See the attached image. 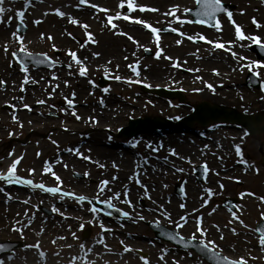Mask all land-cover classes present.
Returning a JSON list of instances; mask_svg holds the SVG:
<instances>
[{
    "label": "rangeland",
    "instance_id": "obj_1",
    "mask_svg": "<svg viewBox=\"0 0 264 264\" xmlns=\"http://www.w3.org/2000/svg\"><path fill=\"white\" fill-rule=\"evenodd\" d=\"M42 1L46 2L45 6L34 7L32 4L26 6L25 0H5L2 5L5 8L3 14L5 22L0 23V81L4 82L0 84V159L3 160L0 161V172L8 171L7 169L11 164L19 158L20 163L16 170L17 176L31 175L27 180H31V177L35 176V179H37L35 183L42 182L46 184V187H60L61 191H77L86 200L75 203L74 200L61 198L58 193L55 196L49 194L51 201L45 202L40 199V194L19 192L15 195L2 190L0 192L10 194L13 200H9L5 197L6 195L0 194V199L3 200V202L0 200V242H19L24 245L39 244L38 249H29L35 259L41 260V253H43L47 260L41 264H57L55 261L57 258L51 255L50 252L57 250L54 254L60 260L67 256V249L75 253L83 232L80 230V224H84L83 230H91V234L101 231L99 223L102 222L105 225L99 213L95 214L94 217L89 210L92 205L87 203L88 200L92 202L96 200L99 192V182L104 180L109 181V184L99 198L108 199L114 193H120V197L113 200V205L129 213L128 220L124 221L122 226L117 225L113 229L116 230L114 232L132 231L136 234L141 232L150 235L151 232L146 225L148 220L157 221L177 230L175 222L185 215L182 211H190V208L187 205L185 206L184 202L181 203L184 205L181 208L178 206V200L171 201L170 194L175 183H177V179L182 177L180 174L187 173V169L190 167L206 162L210 165L212 181L220 182L216 177L220 160L216 156L209 158L207 156L200 159L191 155L200 147L201 149L204 146L210 147L209 143L213 138H217L221 142V147L229 149L231 152L234 147L233 144L243 146L241 141H236L242 132H238L233 128H224L219 124H215V122H211L208 128L212 131L205 132L201 130V134L206 137L205 139L200 135L190 133L187 134L190 137H186L173 132L159 135L148 131L134 140H126L127 137L120 136V131L122 128L129 126L130 120L149 117L152 119L169 118L177 121L179 119H176V117L181 119L191 113L189 108H181L175 101H167L154 95L151 97L142 91V87L150 85L149 88L153 89L164 87L170 89L184 88L186 90L189 87L194 92L193 95L188 94L187 96L192 106L209 102L212 105L220 104L254 116L264 115V90L249 91L235 88L237 83L245 81L246 73L249 72L247 67H243L246 62L243 64L240 62L242 76L234 74L233 70L230 71L219 60L200 61L201 64L193 63L198 58H205L206 50L203 47L213 48V44L206 41L204 46L197 45L193 40L188 39L189 35L196 29L201 30L202 35L212 32L195 24L179 22L173 16L166 23L160 22L165 18L169 20L166 13L170 10L176 7L181 10L183 7H180V4H183V9L191 6L190 0H135L137 3L134 5L137 7L157 5L161 11L164 10L165 12L167 10V12L161 13L160 16H155L159 24H152L160 27L162 24L173 23L171 27L181 30L184 36L183 39L179 38L180 36L176 37L177 47H170L169 49V53L173 56L171 57L174 60L173 63L169 64L166 59L159 62L157 59L148 58L142 61L139 66L135 62V58L129 56V51L125 50L127 46L129 49L133 48L128 44L127 38L120 36L117 40V37L115 38L111 33L102 30L103 21L94 19L100 17L103 20L105 14L116 17V15H119V10L113 8L114 10L105 12L98 11V13L100 12L98 15L90 16L88 14L90 10L82 7L85 15L81 16L76 13L81 7V5H78V0ZM102 1L110 7H115V4H118V0ZM121 1L125 2L127 0ZM223 1L236 5L238 12L231 17V20L229 18H221L220 20V24L229 25L233 29H231L230 35L226 39L234 41L236 39L235 27L239 26L246 36H261L264 41V0ZM57 8L66 15L59 17L54 14ZM21 10L24 12L23 24L27 27V31L19 34L23 36L26 52L52 55L51 59L56 64L50 70H35L29 66L30 68L25 72L19 64L20 62L17 61V57L12 56V53L14 51L17 53L20 48V44L12 36V33L17 32L18 23L20 22V18L15 13ZM45 13L48 14L45 15ZM176 13L180 19L185 18L183 11L180 13L177 11ZM9 17H11L10 20ZM70 19H76L79 23L74 25L70 23ZM92 19L94 20L92 21ZM253 19L256 21L255 25ZM35 20H40L41 23H33ZM174 21L177 22L174 23ZM223 24L217 30L219 31V37L214 38L211 42L221 41L227 43L222 37ZM81 25H87L88 27L83 28ZM89 33L91 34L90 37L87 35ZM41 34H43V38H41ZM49 36L51 39L48 38ZM71 36H78L84 40L83 42H86L84 48L80 49L72 41ZM106 37H113L116 40L104 47L103 40L106 41ZM160 37L165 38L164 36ZM169 37L173 38V36H166V39H169ZM145 38L147 39L148 36H145ZM181 40L190 42H183L180 45ZM96 41L98 43L95 44ZM106 42L110 43L111 39ZM250 42L247 39L241 42L237 40L236 44L238 46L232 47L233 53L237 54L238 52L237 56L234 57L232 54H228L233 58H246L247 64L256 62L251 60V58L255 59V56L251 54L249 56L247 51L244 50V47ZM5 45L8 48L7 52L3 50ZM94 45L98 46L94 47ZM55 50H58L57 52L61 55L55 56L57 54ZM70 51L76 53V57L81 61L80 64L73 61L68 54ZM188 53L195 54L198 58H188ZM25 60L30 61L27 57H25ZM173 64H177L180 69L185 68L188 70L203 66L206 70L220 69L221 72H227L230 75H227L224 83L220 85V87L223 86V90L219 89V93L214 96L209 91L201 93L200 90H203V87L182 78L183 75H180L179 69H172ZM145 66L147 67L145 68ZM81 67L86 69L83 76L79 75ZM251 72L256 73L262 79L264 87V67L254 68ZM137 73L139 74L137 75ZM101 75L109 79L107 86L99 85ZM117 76L120 77V80L116 79ZM208 76L214 78L212 74ZM25 78H27V83H24ZM136 81H140V83ZM205 85L218 86L216 83L209 82ZM19 89L28 91L24 101L16 100L22 96V92L18 93ZM68 100L73 101L71 107L67 103ZM39 101H44V103H38ZM9 106H13L16 112L12 114L5 109ZM205 127V125L195 124L193 130ZM149 138L159 140L154 142ZM231 138H234L232 139L234 143L231 142ZM9 141H12V143ZM53 141L56 143H53ZM9 143L14 147L12 157H6ZM148 144L152 145L151 149L146 147ZM157 148L158 151L152 150ZM69 149H78L80 153L89 156L91 159L85 160L75 152L69 151ZM120 149H128L130 153L125 150L126 153H122ZM173 151L182 156L179 157L181 160L176 161V159L173 160L174 157L170 158L173 156L171 155ZM245 153L250 154L253 159L260 160L264 155V134L257 133L255 136L249 137L245 142ZM124 154H126L125 157H123ZM51 164H57V169H51L62 183L55 178L49 181L46 180L44 170L48 166L50 167ZM65 165L70 169L64 170L63 166ZM30 169L34 171L30 173ZM180 169L182 171H179ZM146 170L148 174H146L147 179L145 180L142 171L146 172ZM134 175H138V178L143 182V187L136 186ZM240 177L244 187L247 185L246 188H252L256 190L257 195L264 196L263 168L260 169L258 176L250 174L246 177L242 175ZM221 184L223 185L222 190L216 189L214 191L213 187L210 188V195H203L206 196L205 199L209 206L217 205L218 202L220 203L227 198L226 195L233 193L231 192L232 183L227 180L221 182ZM34 189L36 188L34 187ZM34 189L32 191L35 192ZM32 191L29 190L28 192ZM214 195L219 199L218 202H216ZM196 199H199V197ZM124 200H130L131 205L123 203ZM200 202L199 200L196 201L195 207L190 212H195L198 206L201 207ZM145 204L148 205V208H145ZM40 206L46 207L51 212H53V207L59 209V212H53L54 218L52 220L55 221L54 224H45L38 217ZM78 206L82 208L79 209ZM60 212L64 213V216H61ZM165 212L168 214L167 216L163 214ZM262 213H264V205L262 206L257 199L246 200L236 217L240 215L244 225L256 226L262 220ZM140 216H143L144 219L141 220ZM212 216V211L201 216L202 227H207V231L211 229L215 234L213 236L207 235L208 239L212 237L216 245L221 244L227 249L237 251L233 253L230 250H223L224 253L234 257L243 255L244 259L264 264V248L259 245V239L251 234L253 229L231 225L237 230L246 231L247 233H235L234 235L225 233L223 227H227L228 224L230 226V223L225 219H220L218 213L214 218ZM196 218L197 216L189 213L187 222L184 223V226L187 225L189 228H185L186 233L184 235L192 236L196 232L194 223ZM89 221H92V223H89ZM215 225L220 226L219 230ZM218 231L223 233L219 234ZM72 233H75L79 239H73ZM21 235L25 238L22 239ZM197 236L200 237L198 232ZM221 236L223 239L220 238ZM61 237L66 239H61ZM115 237H117V233L112 239ZM147 239L136 238L131 242V245L135 249L148 248L154 255L161 254L158 251H153L148 244L149 239ZM68 245H72V247L69 248ZM132 257L130 255L127 259L131 260L133 264H141L137 258ZM155 260L157 259L155 258ZM4 264H11V261H5ZM33 264L39 263L35 262ZM170 264L172 263L170 262ZM184 264L193 263L191 260H186Z\"/></svg>",
    "mask_w": 264,
    "mask_h": 264
},
{
    "label": "snow or ice",
    "instance_id": "obj_2",
    "mask_svg": "<svg viewBox=\"0 0 264 264\" xmlns=\"http://www.w3.org/2000/svg\"><path fill=\"white\" fill-rule=\"evenodd\" d=\"M5 0H0V23H3L5 22L3 20V14L5 13V8L2 7V5L4 4ZM26 3L29 4V6H31V3H32V0H25ZM195 2V6L197 7V10L195 11L194 15L196 17H200L201 19L199 20H196L194 22L196 23H201V24H204V23H208V22H211V21H214L216 20L217 18V14L218 13H226L229 17V19L231 20V12L227 11L225 9V7L223 6L221 0H194ZM78 5H87L93 9H96L97 11H105L104 9H100L96 4H89L88 0H78ZM119 7L123 8L124 5L123 4H120ZM133 3H132V0H128V3H127V8L129 10H132L133 9ZM140 11H145V8L144 7H140L139 8ZM152 11H155V9H151ZM9 11H11L9 9ZM177 11H181L178 7H176L175 9L173 10H170L168 13H166V15H171L173 16L174 18L177 19V21L179 22H187V23H192L193 21L189 20V21H180V18L177 17L175 15V13ZM183 12L185 13H191L192 12V9L190 8H185L182 10ZM48 13H45V15H47ZM54 14L58 15L59 17H64L66 14L61 11L60 9H55V12ZM15 15L17 17L20 18V23L23 24L24 23V20H23V17H24V12L21 10V11H17L15 13ZM121 17L119 15H117L116 17H112V16H107L106 19H107V22L108 23H112L113 19H120ZM11 19V17H9V20ZM123 19L127 20L128 19V16L127 15H124L123 16ZM137 23H143L142 21H139L137 20L136 21ZM33 23L35 24H39L41 23L40 20H35L33 21ZM70 23L72 24H78L79 22L76 20V19H70ZM234 23V22H233ZM253 23L256 24V21L255 19H253ZM81 27L83 28H87L88 26L87 25H81ZM113 27H115V25H113ZM145 27L146 28H151V31L152 33H158V29L154 28V27H151V25H147L145 24ZM215 27L217 29L220 28V25L219 23H216L215 24ZM257 27H259V25H257ZM172 31H177L175 28L172 29ZM235 32H236V39L237 40H240V41H243L245 39L247 40H250L252 41L253 43H255L257 45V47H264V43H261V39L260 37H257V36H246L242 30L240 29L239 26H236L235 27ZM181 35H183V33H180ZM89 37L91 36V34H87ZM12 36L17 40V42L20 44V48H19V51L20 52H23L25 53L27 56L31 57L32 56V53H28L26 52V48H25V45H24V41H23V36L19 34V32H13L12 33ZM41 38H43V34H41ZM49 39H51V37L49 36L48 37ZM129 39H131V37H129ZM188 39H192V37H188ZM200 39H205L204 37H200ZM157 40H158V36H157ZM231 44V42H229V45ZM54 47V46H53ZM215 47L216 48H220V49H225V45L223 43H216L215 44ZM4 52H7L8 51V48H7V45L4 46ZM147 50V49H145ZM73 61H75V63L77 64H80L81 61L76 57V53L75 52H69L68 53ZM17 55V53L14 51L12 53V56L15 58ZM232 55L235 57V53H232ZM157 57H159V53H157ZM45 59H47V57L45 56ZM240 59H246V58H243L241 57ZM19 62V61H18ZM35 63H41L42 61L41 60H36L34 61ZM175 66V65H174ZM69 67H71V65H69ZM243 67H247L249 71H252L254 68L258 69V68H261V67H264V63H260V62H250L246 65H243ZM25 72L27 71V68L25 67L23 69ZM215 71V70H214ZM85 72H86V69L81 67L80 68V71H79V75L83 76L85 75ZM139 73H137L138 75ZM218 74V73H217ZM117 80H120V77L117 76L116 77ZM137 83H140V81H136ZM4 82L3 81H0V84H3ZM24 83H27V78H25V81ZM67 83V82H65ZM147 87H150V85H145ZM210 87V86H209ZM23 90V89H22ZM107 91V90H105ZM74 96V94H73ZM38 103H44V101H39ZM67 103L69 104V106L71 107L72 104H73V101L72 100H68ZM27 107V106H25ZM75 115V113H73ZM15 119V117H14ZM77 119H79V117H77ZM176 119H180V117H176ZM247 134V133H246ZM11 135V133H10ZM53 143H56L55 141H53ZM146 147L148 148H152V145L151 144H148L146 145ZM153 151H158L159 149H152ZM69 151H72V152H75L78 156L82 157L83 159L85 160H89L91 159L89 156H84L82 153L79 152L78 149H69ZM236 151L237 153L239 154L240 153V148L239 146H237L236 148ZM9 155L11 156V153H9ZM39 155V153H38ZM172 155H177L175 153V151H173ZM243 162V161H242ZM20 163V159L18 158L17 160H15L11 166L9 167L8 171H7V174L6 175H0V181L4 182V183H8V184H11L13 182H16V183H21V184H27V185H33V181L32 180H25V179H21L20 177H18L16 175V168L18 166V164ZM47 163V162H46ZM65 167H67V165H65ZM34 170L30 169L29 172H33ZM46 173L50 171L49 168H46L44 170ZM179 171H182V169H180ZM52 175L55 177V179L60 182V178L58 176L55 175L54 172H52ZM87 175V174H85ZM113 179H115V177H113ZM138 182V181H137ZM62 183V182H60ZM109 184V181L107 180H104V181H100L99 182V192L97 194V197H96V200L98 203H101V204H105L107 206V208L109 209H113L114 208V205H113V200L114 199H117L120 197V193H114L110 198L108 199H100V195H102L106 189V187L108 186ZM36 187L40 188L41 190L45 191V192H48V193H51L53 195H56V194H60L61 198H64V197H67V198H70V199H73L74 201L80 203V202H84L86 200V198L84 196H76L74 195L73 193H70V192H63L61 191L60 187H45L43 184H37L35 185ZM143 187V186H142ZM221 189L223 188V185H220ZM2 191V190H0ZM210 191V190H209ZM125 195H127V193H125ZM243 195V194H242ZM123 203H127L129 205H131V201L130 200H124L122 201ZM25 203H27V201H25ZM87 203L89 205H92L93 202L91 200H88ZM181 208L184 207L183 204L180 205ZM90 212L94 215L95 217V214H97L98 212H100L101 210L98 209L97 207L95 206H91L90 207ZM52 211L53 212H59V209L53 207L52 208ZM115 211L117 212H120V209L119 208H116ZM61 216H64V213L60 212L59 213ZM125 218H128L129 217V213L128 212H123L122 213ZM165 216H167L168 214L165 212L163 213ZM107 215L111 216L112 213L111 212H108ZM141 220L144 219L143 216H140L139 217ZM187 217H184V216H181L179 218V221H176L175 222V226L177 229L179 228H182L184 226V223L187 222ZM238 219V218H237ZM261 219L264 220V213L261 214ZM241 223H243L242 221H240ZM89 223H92V221H89ZM194 223H195V226H196V232H194L191 236V239L192 240H196V233L198 232L201 239H200V246L203 250H205L207 253H209V258L214 260L215 261V264H246V261L241 258L239 260H232V259H229L228 257H225V256H222L219 254V252L217 251L218 249V245H216L215 241H212V240H207L206 239V236H207V230L205 228L202 227V218L201 217H197L195 220H194ZM99 227L100 229L102 230V232H111L112 230L110 228H106L105 225L101 222L99 223ZM218 228V226H216ZM84 229V224H80V230L83 231ZM13 230H16V231H20L18 229H13ZM233 233L235 234V229H232ZM257 231L260 233V238H259V245L264 248V229H257ZM72 237L73 239H79L75 233H72ZM221 239H223V237L221 236L220 237ZM61 239H66L64 237H61ZM169 239L170 240H173V239H176V236H173V235H169ZM180 239L183 241V237H180ZM53 243H55V241H53ZM94 243L95 244H101V245H104L105 249L107 251H111V249H108L107 248V245L105 244L104 240L102 238H97L94 240ZM121 244H123V242L121 241ZM185 246L187 247L188 246V243L185 241ZM6 245L5 244H2L0 243V251H3L5 249ZM25 248H34V249H38L39 248V244H36V245H25L24 246ZM69 248L72 247V245H68ZM78 247L81 249V250H85V243L84 242H81ZM123 251L124 252H129V251H132V249L128 248V247H123ZM92 252V249L91 248H88L86 251H85V256L84 258H81L82 259V264H95V261H91V260H88L87 259V256ZM41 255H43V253H41ZM57 255H59L57 253ZM77 258L76 257H73L72 260L70 261V264H75V260ZM140 259L144 262V264H147V258L146 257H140ZM161 260L164 259L163 256L160 257ZM0 264H4V261L3 260H0ZM107 264V262H106ZM173 264H175V262H173Z\"/></svg>",
    "mask_w": 264,
    "mask_h": 264
},
{
    "label": "bare ground",
    "instance_id": "obj_3",
    "mask_svg": "<svg viewBox=\"0 0 264 264\" xmlns=\"http://www.w3.org/2000/svg\"><path fill=\"white\" fill-rule=\"evenodd\" d=\"M136 32L139 33V30H136V29H135V30H134V33H136ZM106 40H107V39H106ZM111 40H113V39H111ZM113 41H115V40H113ZM241 86H242V84H241ZM18 100H19V99H18ZM201 107H202V106H199V107H197V108L200 109ZM260 124H261V123H260ZM263 129H264L263 127H262L261 129H260V128L255 129V130H253V133H254V132H257V131H261V132H262ZM184 132H185V134H188V133L193 134L194 131L185 130ZM163 134H166V133H163ZM251 135H252V134H251ZM187 137H190V136H187ZM162 139H163V138H162ZM99 151H100V153H102L101 150H99ZM64 168H65V167H64ZM49 172H51V171H49ZM50 179H51V178H50ZM22 188H23V187H22ZM42 192L45 193V191H43V190H42Z\"/></svg>",
    "mask_w": 264,
    "mask_h": 264
},
{
    "label": "water",
    "instance_id": "obj_4",
    "mask_svg": "<svg viewBox=\"0 0 264 264\" xmlns=\"http://www.w3.org/2000/svg\"><path fill=\"white\" fill-rule=\"evenodd\" d=\"M202 114H203V112H202V109H201V108H200V109H198L197 116H198V115H200V116H201Z\"/></svg>",
    "mask_w": 264,
    "mask_h": 264
}]
</instances>
